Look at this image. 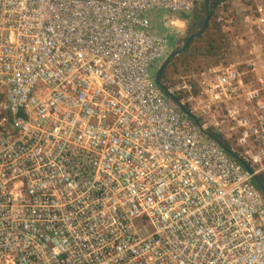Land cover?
I'll return each instance as SVG.
<instances>
[{"label":"built area","instance_id":"1","mask_svg":"<svg viewBox=\"0 0 264 264\" xmlns=\"http://www.w3.org/2000/svg\"><path fill=\"white\" fill-rule=\"evenodd\" d=\"M197 1L0 0V264H264L252 177L154 81ZM243 78L169 90L264 168V78Z\"/></svg>","mask_w":264,"mask_h":264},{"label":"crops","instance_id":"2","mask_svg":"<svg viewBox=\"0 0 264 264\" xmlns=\"http://www.w3.org/2000/svg\"><path fill=\"white\" fill-rule=\"evenodd\" d=\"M251 2V8H256L254 14L239 0H229L226 6L228 13H231L230 18L225 21L226 25H231L235 29L236 25L245 27L243 30L237 29V32H233L234 40L231 42L234 48L233 55H231L232 62L240 72L244 73V82H251L259 77L264 78V0L260 3L256 0ZM225 3L227 1L222 4ZM190 24L179 16L173 18L174 30L178 39ZM224 29L229 31V27H224ZM222 31L225 33L224 30ZM241 46L247 47L245 55L238 52V47Z\"/></svg>","mask_w":264,"mask_h":264},{"label":"trees","instance_id":"3","mask_svg":"<svg viewBox=\"0 0 264 264\" xmlns=\"http://www.w3.org/2000/svg\"><path fill=\"white\" fill-rule=\"evenodd\" d=\"M226 1L227 0H210V18H212L215 9ZM203 13L205 14V12ZM179 17L187 20L192 25L198 23L203 18L202 15L198 16L192 14L179 15ZM228 48L229 41L222 31L221 25L210 19L202 35L194 39L183 54L173 58L169 62L161 80L163 83H166L168 72L173 74L182 72V74H186L191 70H205L209 67L221 66ZM208 133L214 139L221 140L219 134L211 130H208ZM259 182L264 184L262 178L259 179ZM253 185L256 187L254 183Z\"/></svg>","mask_w":264,"mask_h":264},{"label":"rangeland","instance_id":"4","mask_svg":"<svg viewBox=\"0 0 264 264\" xmlns=\"http://www.w3.org/2000/svg\"><path fill=\"white\" fill-rule=\"evenodd\" d=\"M228 1L229 0H227V3L222 4L219 7H217L215 9L214 13H213L212 18H210L215 23H218V24L221 25L222 30L225 31L224 34L227 35L226 37H227V39L229 41V48H228L227 52L225 53L223 64L221 66H227V65H233L234 66V64L232 62V56H231V55H233L232 52H233V49H234L233 46L231 45V42L234 40V38L232 37L233 36V32L235 33V32H237V29L243 30L245 28L243 26H239L238 27V25H236V29H235V27L233 28V26H231V25L230 26L226 25V23H225L226 19L230 18V16H231V13H228L227 8H226V6L228 4ZM239 1H240V3L244 4L245 6H248L249 7V11H253L251 13H253V14L255 13L254 11L256 10V8L255 7H253V9L251 8V6H252V2L251 1L252 0H239ZM256 1L258 3H260L263 0H256ZM203 12H205L204 11V6H203V2H202V0H198L195 9L190 14L198 15V16L202 15L203 18L198 23L193 24V25L190 24L185 29L183 35H181L179 37L178 41L176 42V45H177L176 49L181 47V45L184 43L185 39L189 35L196 33L200 29L201 24H202L203 19H204V16H205V14ZM224 27H229V31H226L224 29ZM232 28L234 29L233 31L231 30ZM238 48H239V51H238L239 53H241L242 55L246 54V48L247 47L241 46V47H238ZM239 66H241V65H239ZM202 71H203V69L191 70L190 72H187L186 74H182V72H180L179 74H173L171 72H168L166 83H163V82L162 83L169 89L178 81V79L181 76H184V75H187V74H192V73L198 75ZM208 130H211L212 132H215V133L219 134L220 137H221L220 141L225 146H227L228 148L233 150L235 153H237L239 156H242V157L248 159V157L245 155L246 151H248V152L251 151L250 152L251 154H255V152H256V149L251 150V149H249L247 147L243 148V147H241L239 145V143H238L239 133L237 131L236 132H232V134L230 136L225 130H223L222 132H217V130L215 128H213V127H209ZM253 169L256 171L258 180L260 178H262L263 182H264V168L260 167V166H255ZM262 185H264V184H262Z\"/></svg>","mask_w":264,"mask_h":264},{"label":"water","instance_id":"5","mask_svg":"<svg viewBox=\"0 0 264 264\" xmlns=\"http://www.w3.org/2000/svg\"><path fill=\"white\" fill-rule=\"evenodd\" d=\"M203 2V6H204V11H205V16L202 22V25L200 27V29L194 33L189 35L184 43L181 45L180 48L174 50L173 52H171L166 58L165 60L161 63V65L158 67V69L156 70L155 76H154V81L156 86L162 91V93L166 96V98H168L176 107L177 109L188 119L190 120L192 123H194L196 125V127L199 129V131L205 136L207 137L209 140L215 142L216 144H218L220 146V148L233 160H235L242 168L243 170L248 173L251 177H252V182L256 185V188L259 190L263 201H264V185H262L258 178H257V174L254 172L252 166L248 163V161L243 158L242 156H239L237 153H235L233 150H231L230 148H228L227 146H225L220 140L214 139L209 133H208V129L202 126L201 121L199 120V118L194 115L192 112H190L188 110V108H186V106H184L171 92L170 90L162 83L161 77L166 69V67L168 66L169 62L183 54L186 49L189 47L190 43L198 38L199 36L202 35V33L205 31L209 21H210V13H209V3L210 0H202Z\"/></svg>","mask_w":264,"mask_h":264}]
</instances>
